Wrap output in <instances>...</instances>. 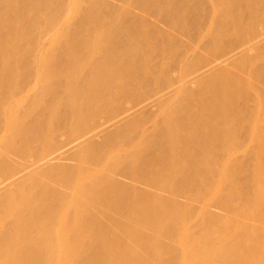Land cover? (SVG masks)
Here are the masks:
<instances>
[{"label":"bare ground","instance_id":"6f19581e","mask_svg":"<svg viewBox=\"0 0 264 264\" xmlns=\"http://www.w3.org/2000/svg\"><path fill=\"white\" fill-rule=\"evenodd\" d=\"M0 264H264V0H0Z\"/></svg>","mask_w":264,"mask_h":264},{"label":"rangeland","instance_id":"374dc122","mask_svg":"<svg viewBox=\"0 0 264 264\" xmlns=\"http://www.w3.org/2000/svg\"><path fill=\"white\" fill-rule=\"evenodd\" d=\"M77 1H78V3L81 5L83 0H77ZM11 4H12V2H9L7 5L10 6ZM78 11H79V8L77 9V13H78ZM52 22L54 23V19H52ZM55 23H56V22H55ZM85 23H87V27H88V28L93 27V26H96V22H94L93 20H90V21L85 22ZM57 26H59V25H56V27H57ZM106 29H110L112 32H115V33L118 34V35L121 33L120 29L117 28L116 26L112 25V24L107 25V26H106ZM116 29H117V30H116ZM129 31H131V30H129ZM7 44H9V43H7ZM8 46H9V45H8ZM9 47H10V46H9ZM6 57H7V55L4 56V58H6ZM169 67H170V66H169ZM239 152H240V151L237 150V151H235L232 155H233V156H237V155L239 154ZM184 161H185L187 164H192V163H194L196 160H184ZM161 174L164 175L165 173L162 172ZM249 175H250V174H249ZM246 176H248V174H246ZM248 177H250V176H248ZM231 217H232V216H231ZM235 218H237V216H236ZM232 220H234V219H232ZM230 223H231V222H230ZM232 223H233V228H234L233 231H234V232H236L237 228L240 227V225H238V224H244V222L236 223V226H238V227L236 228V227H235V223H234V222H232ZM232 223H231V224H232ZM237 231H238V230H237ZM247 241H248V240H246V243H248ZM242 242H243V241H242ZM243 243H244V244H243V247L245 248V246H246V247H247L246 250L249 249L248 246H247L248 244L245 243V240H244ZM249 243H250V242H249ZM244 245H245V246H244ZM249 246L251 247V245H249ZM240 248H242V244L239 245V248H238V249H240ZM242 249H243V248H242ZM249 250H250V249H249Z\"/></svg>","mask_w":264,"mask_h":264}]
</instances>
